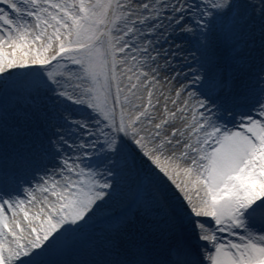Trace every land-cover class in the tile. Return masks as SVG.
I'll use <instances>...</instances> for the list:
<instances>
[{
	"label": "snow or ice",
	"instance_id": "1",
	"mask_svg": "<svg viewBox=\"0 0 264 264\" xmlns=\"http://www.w3.org/2000/svg\"><path fill=\"white\" fill-rule=\"evenodd\" d=\"M0 264H264V0H0Z\"/></svg>",
	"mask_w": 264,
	"mask_h": 264
}]
</instances>
